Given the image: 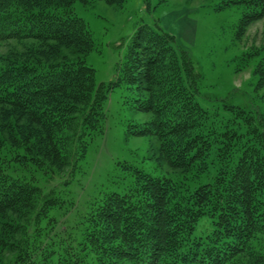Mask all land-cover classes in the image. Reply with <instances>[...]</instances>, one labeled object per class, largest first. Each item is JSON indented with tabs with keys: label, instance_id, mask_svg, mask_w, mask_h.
Here are the masks:
<instances>
[{
	"label": "trees",
	"instance_id": "obj_1",
	"mask_svg": "<svg viewBox=\"0 0 264 264\" xmlns=\"http://www.w3.org/2000/svg\"><path fill=\"white\" fill-rule=\"evenodd\" d=\"M77 1L95 0H0V264H264V117L229 105L233 117L218 122L198 101L191 54L159 22L137 29L121 75L135 108L152 114L132 133L157 139V160L177 179L131 168L128 192L87 210L76 249L44 238L46 218L50 234L68 230L51 215L65 203L51 180L104 131L115 85L98 84L87 64L95 43ZM235 6L241 37L264 17V0L218 4ZM241 60L260 90L264 48Z\"/></svg>",
	"mask_w": 264,
	"mask_h": 264
},
{
	"label": "rangeland",
	"instance_id": "obj_2",
	"mask_svg": "<svg viewBox=\"0 0 264 264\" xmlns=\"http://www.w3.org/2000/svg\"><path fill=\"white\" fill-rule=\"evenodd\" d=\"M221 1L123 0L122 6H116L95 0L74 4L76 14L88 24L94 38L95 47L86 61L95 70L96 82L115 85L104 105V131L90 143L84 158L65 179L61 177V181L56 176L51 180L65 200L61 209L51 215L59 222L57 229L59 226L68 230L50 234L56 224L44 219L43 234L50 243L76 249L87 210L107 193L128 192L135 183L131 168H140L155 177L177 179L172 169L157 160V139L132 133L137 125H147L152 118L150 112L135 108L136 94L121 75L126 54L141 25L159 22L189 51L202 77L198 101L219 114L218 122L233 117L226 108L229 105L257 111L264 117V86L257 89L254 65L242 68L241 60L246 51L264 48V17L238 37L242 7L220 9ZM202 229L201 224L197 234Z\"/></svg>",
	"mask_w": 264,
	"mask_h": 264
}]
</instances>
